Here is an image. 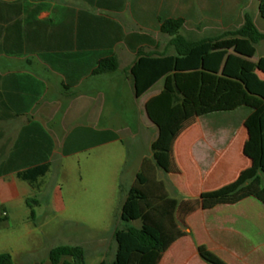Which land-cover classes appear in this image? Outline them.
<instances>
[{
    "label": "crops",
    "instance_id": "1",
    "mask_svg": "<svg viewBox=\"0 0 264 264\" xmlns=\"http://www.w3.org/2000/svg\"><path fill=\"white\" fill-rule=\"evenodd\" d=\"M254 2L0 0V221H10L15 212L26 213V208L31 213L27 200L42 191V180L36 194L18 173L45 163L47 158L52 167L55 159L70 157L63 154L64 144L78 127L126 134L127 128L119 122L134 119L140 112L139 102L145 111L146 101L162 90L150 93L159 81L136 98L129 72L137 51L175 52L168 46L170 37L160 31L161 20L182 19L180 33L190 40L213 38L244 24L245 16L235 26L231 12L224 21L223 6L234 13L238 5ZM193 31L199 38H191ZM159 35L168 37L160 52ZM146 47L154 49L147 52ZM113 55L118 70L95 74L98 61ZM262 55L257 75L264 81V47ZM122 101L131 103L123 112L117 107ZM106 102L110 111L104 115ZM246 110L237 123L230 118L226 125L197 124L198 118L178 137L173 154L180 172L169 174L177 181L170 184L172 194L167 189L172 198L179 193L185 199H197L204 192L233 183L251 166L244 154L248 137L244 122L250 113ZM132 131L139 134L140 127ZM133 139L140 143L138 137ZM147 158L151 156L142 158L132 185ZM262 183L264 186V177ZM183 219L179 228L184 235L167 247L159 264H207L199 247L225 264H264V203L259 199L199 208ZM96 259L91 264L106 261L104 253Z\"/></svg>",
    "mask_w": 264,
    "mask_h": 264
},
{
    "label": "trees",
    "instance_id": "2",
    "mask_svg": "<svg viewBox=\"0 0 264 264\" xmlns=\"http://www.w3.org/2000/svg\"><path fill=\"white\" fill-rule=\"evenodd\" d=\"M258 2L264 20V0ZM160 24V31L170 37L168 46L175 55L140 50L129 70L136 98L159 81L163 83L162 90L145 103L147 117L158 130L150 147L151 158L143 161L121 211L122 221H139L141 225L115 231L117 250L111 264H159L167 247L184 235L179 223L199 208L236 204L249 197L264 203V81L257 75L262 65L253 61L256 45L264 41V34L248 13L239 29L201 40H190L180 33L182 19H165ZM118 68L116 56L105 57L98 61L95 74L114 73ZM240 108L250 110L244 122L248 135L244 154L251 166L233 183L204 192L197 199L172 198L158 178V170L166 174L180 172L173 154L178 137L200 117ZM118 140L119 135L112 131L78 127L67 136L63 154L71 156ZM50 167L47 158L45 163L17 176L37 194ZM33 203H38L36 197L27 200L32 219ZM199 255L207 264H225L204 247H199ZM49 260L51 264H86V251L81 246H59L50 251ZM0 264H14L12 255L0 254Z\"/></svg>",
    "mask_w": 264,
    "mask_h": 264
},
{
    "label": "rangeland",
    "instance_id": "3",
    "mask_svg": "<svg viewBox=\"0 0 264 264\" xmlns=\"http://www.w3.org/2000/svg\"><path fill=\"white\" fill-rule=\"evenodd\" d=\"M230 12L232 19H236L235 26L243 22L245 14H250L264 34V20L259 15L258 0L253 4L238 5L234 13L229 7L223 6L224 21ZM197 33L193 31L191 38H199ZM158 42L160 52L168 42V37L159 35ZM263 47L264 41L256 46L255 60L259 65ZM150 49L154 48L146 47L147 52ZM167 55L174 56L175 52ZM162 85L159 82L150 93H158ZM129 104L130 101L117 103L118 111L128 110ZM109 108L110 104L106 102L104 115L110 111ZM137 108L140 111L137 117L128 118L126 123L124 119L119 122L121 127L127 128L126 134L119 133L122 138L120 141L55 159L50 172L42 179L41 193L35 195L38 202L32 204L35 219L31 218L26 208V213L20 210L11 216L10 221H0V254H11L14 264H51L49 253L52 249L59 246H81L86 251L87 264L97 260L100 253H104L107 263L113 262L115 231L141 225L139 221H122L121 211L142 158L151 156L149 142L158 133L154 124H150L146 118L142 102H139ZM244 109L208 114L199 118L197 124L226 125L231 119L237 123L247 111V108ZM138 125L140 133L136 134L132 130L134 127L139 128ZM133 137H138L140 143L136 144ZM158 178L165 182L171 193L170 184L176 182L177 178L160 169ZM172 196L178 201L185 199L179 193Z\"/></svg>",
    "mask_w": 264,
    "mask_h": 264
}]
</instances>
